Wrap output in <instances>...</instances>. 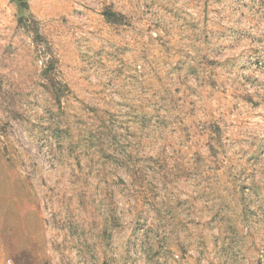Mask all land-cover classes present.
<instances>
[{
  "label": "rangeland",
  "instance_id": "rangeland-1",
  "mask_svg": "<svg viewBox=\"0 0 264 264\" xmlns=\"http://www.w3.org/2000/svg\"><path fill=\"white\" fill-rule=\"evenodd\" d=\"M248 1L0 0V264H264Z\"/></svg>",
  "mask_w": 264,
  "mask_h": 264
},
{
  "label": "trees",
  "instance_id": "trees-1",
  "mask_svg": "<svg viewBox=\"0 0 264 264\" xmlns=\"http://www.w3.org/2000/svg\"><path fill=\"white\" fill-rule=\"evenodd\" d=\"M104 16L110 23H114V24L122 23V18L111 11H105ZM36 38H39V32L37 31H36Z\"/></svg>",
  "mask_w": 264,
  "mask_h": 264
},
{
  "label": "flooded vegetation",
  "instance_id": "flooded-vegetation-1",
  "mask_svg": "<svg viewBox=\"0 0 264 264\" xmlns=\"http://www.w3.org/2000/svg\"><path fill=\"white\" fill-rule=\"evenodd\" d=\"M248 5H249L250 13L252 14V12H254L255 8H256V1L255 0H249Z\"/></svg>",
  "mask_w": 264,
  "mask_h": 264
}]
</instances>
